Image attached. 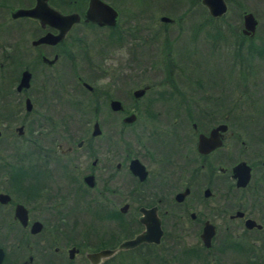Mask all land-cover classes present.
<instances>
[{"label":"flooded vegetation","instance_id":"obj_1","mask_svg":"<svg viewBox=\"0 0 264 264\" xmlns=\"http://www.w3.org/2000/svg\"><path fill=\"white\" fill-rule=\"evenodd\" d=\"M100 1L113 9V22L86 18L90 0H0V264H264V146L250 150L241 140L249 158L227 167L224 139L230 110L242 125L255 122L249 107L256 100L226 80H244L246 64L259 59L240 53L255 48L257 18L250 11V31L243 24L248 10L229 18L239 0H223L220 14L203 0ZM37 2L38 15L16 14ZM44 6L77 18L65 27ZM147 48L157 53L149 61L179 70L132 86L125 70L144 64ZM176 48L189 50L186 61L160 55ZM109 66L111 78L98 85L79 72L98 69L100 79ZM69 73L93 102L91 116L68 112L69 103L81 102L68 98L62 78ZM141 116L138 155L128 139H117L116 128ZM222 123L218 144L199 149V134L208 137ZM134 157L144 165L142 179L131 171ZM239 161L249 166L243 186L232 176ZM214 178L221 199L208 201ZM235 193L242 199H232ZM85 214L95 221L92 232H85ZM149 217L159 220L158 240L121 245L145 230Z\"/></svg>","mask_w":264,"mask_h":264},{"label":"rangeland","instance_id":"obj_2","mask_svg":"<svg viewBox=\"0 0 264 264\" xmlns=\"http://www.w3.org/2000/svg\"><path fill=\"white\" fill-rule=\"evenodd\" d=\"M240 6H239V12L234 14L233 10L230 8L227 11V14L229 15V18H233L234 21L238 20L240 18L239 14L241 13V10H248L251 11L255 17L257 18V36L254 40L255 48H250V51H247V48L242 49L240 52L244 55L249 56H258L259 59L256 61L255 64H246L245 69L243 70L244 80L238 81V79H233L232 75L230 76V79L226 80V83L228 82V87H243L246 89L247 93H250V98H254V102H251V105L249 108L255 110V122L242 125L240 124V120L237 118L233 119L232 124L230 123V120L228 123L227 128V135L224 139H227V145L229 146V159L226 164L228 167L230 164H232L234 161H236L239 158L247 159L249 158V154H247L245 151L242 150V144L241 140H243L245 143H248V149L252 150L253 148L257 146H264V143L260 142V139L264 140V123L261 122V124L257 121H260V119L264 116V0H239ZM140 18L137 20L134 19V24H140ZM183 49L176 48L174 51H171L169 54H166V51L168 49H161L160 55H166V56H174L175 61H184V56L189 55V50L187 51H181ZM151 51L153 52V56L157 55L152 49H144V64L142 63H134L132 69L127 68L125 71L127 73H130V85L135 86L136 84L142 83L143 81H158L161 74L167 73V71H178L179 68H173V66H169V64L165 63H156L148 60V57L152 55ZM155 52V53H154ZM158 52V51H157ZM233 48H229V56L233 55ZM177 57V58H176ZM149 61V62H148ZM186 61V60H185ZM80 67H83V64H79ZM144 67V71H142V68ZM110 66L106 68V76L104 78H96L95 74H97V70L93 72L92 70H83L79 71L81 76L84 77L85 80L90 82L91 84H97L98 82L102 83L103 80H108L111 78V72H110ZM144 72V74H142ZM230 74L232 73V70H229ZM143 75V77H142ZM232 78V79H231ZM62 81L64 84H66V88L69 90V99H80L81 102L77 103L74 102V105L69 103L68 112L73 115L75 118H82L92 115V103L89 101V98H87L86 95H84L81 88L78 84L75 83L74 77L71 73H69L68 76L63 77ZM120 80H117V84H120ZM239 82V84L237 83ZM243 83V84H242ZM98 85V84H97ZM240 85V86H239ZM249 90V91H247ZM85 92V91H84ZM86 93V92H85ZM83 94V95H82ZM82 99V100H81ZM71 102V101H70ZM256 109L258 111H256ZM250 109L247 111L249 112ZM234 113V112H233ZM230 114V113H229ZM251 115V112L247 113ZM236 116V115H235ZM236 120V121H235ZM150 127H157L158 122H155L154 125L151 121H149ZM150 127L148 129H150ZM73 129V128H72ZM117 139H128L131 143V146L133 147V153L134 154H143L141 149V144L144 143V116H141V118H138L136 121L132 122L131 125H124L120 126L117 125ZM103 134L106 137H108L109 134V128L102 127ZM103 138V136L101 137ZM140 152V153H139ZM250 152V151H248ZM218 173V172H215ZM183 172H180V181H182V175ZM205 184V183H204ZM203 184V185H204ZM210 187L211 194L206 197L205 199L208 201H214L221 199V192H222V186L220 184V180H214L210 183H207ZM262 187L260 188V193L262 199H264V179L261 182ZM203 185L201 187H203ZM142 186L141 188H143ZM144 189V188H143ZM187 201H191L194 199V195L189 194L187 197H185ZM234 200L242 199L241 196L237 193L232 197ZM84 226H85V232H92L93 231V225L95 224V221L92 217L85 214L84 218ZM117 230V229H116ZM118 232V231H117Z\"/></svg>","mask_w":264,"mask_h":264},{"label":"water","instance_id":"obj_3","mask_svg":"<svg viewBox=\"0 0 264 264\" xmlns=\"http://www.w3.org/2000/svg\"><path fill=\"white\" fill-rule=\"evenodd\" d=\"M203 2L208 7L210 13L212 14H220L224 12L225 10V4L223 0H203ZM38 6L27 8V9H19L16 14H29V15H38L36 14V9L39 6H42V2H37ZM43 7V6H42ZM49 13V15H52L53 17L60 18L64 24V26H68L70 23H72L76 18V14H68V15H60L56 14L53 10H51L49 7L44 6ZM86 18L96 20L99 23H111L114 19V11L113 9L106 3L100 1V0H90L89 3V9H87L85 13ZM256 23V19L253 16V14L250 11H247L243 14V24L246 30H253L254 25ZM141 89H138L139 92ZM111 104L113 107H119V101L118 100H112ZM132 115L129 117H126V120L132 119ZM227 125L225 123L219 124L215 127H213L210 130L209 136L205 137L202 134H199V140H198V147L201 150H208L209 148L215 146L219 142L218 138V130H224L226 129ZM98 126L97 123L94 122L93 124V134L98 133ZM130 168L133 174L137 175L138 178L142 179L144 177V165L138 160V158L134 157L130 160ZM232 176L235 178V184L237 186H243L246 184L249 178V166L245 163V161H239L235 163L232 167ZM187 189H184L181 192H178L175 194L176 199H181L184 193H186ZM208 194V191L205 190V195ZM141 211L143 212V216L140 218V220L144 224V207L141 208ZM161 233V229L159 226V220L156 217H149L148 220L145 222V230L143 229L140 233H138L135 237L132 239L124 240L121 245H132L140 240H154L157 241L159 238V235ZM206 240V239H205ZM207 243V241H205ZM92 256V255H90Z\"/></svg>","mask_w":264,"mask_h":264},{"label":"trees","instance_id":"obj_4","mask_svg":"<svg viewBox=\"0 0 264 264\" xmlns=\"http://www.w3.org/2000/svg\"><path fill=\"white\" fill-rule=\"evenodd\" d=\"M234 112V113H233ZM229 113H230V123L232 124V122H233V119H235V118H237V116H239L240 115V113L239 112H237V111H229ZM252 114V113H251ZM231 115H233V117L231 116ZM236 115V116H235ZM238 119L239 118H237V121H238ZM236 121V120H235Z\"/></svg>","mask_w":264,"mask_h":264}]
</instances>
